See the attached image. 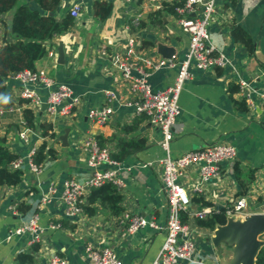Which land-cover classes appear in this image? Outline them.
<instances>
[{
	"label": "crops",
	"instance_id": "1",
	"mask_svg": "<svg viewBox=\"0 0 264 264\" xmlns=\"http://www.w3.org/2000/svg\"><path fill=\"white\" fill-rule=\"evenodd\" d=\"M95 1L61 0L54 12L58 18L71 13L75 4L80 5V11L74 16L71 28L45 40L46 47L53 49L55 55L47 53L36 62V67L46 69L54 82L28 83L46 97L59 82H64L80 95V100L71 115L55 120L56 135L46 138L56 155L48 156L39 172L32 171L25 163L24 177L18 184L0 185V264H22L17 260L22 251L33 252L35 256L33 262L24 264H50L53 254L60 255L68 264H94L88 257L89 244L111 246L124 264H152L165 239L163 228L145 226L134 232L128 229L130 215L146 216L160 225L166 222L167 196L158 162L164 150L161 128L125 105V101L134 98V93L129 81L114 65L113 55L135 34L143 53L163 56L157 47L161 41L173 46L181 58L188 49L190 35L183 30L180 17L173 13H165L162 24H149L137 30L130 27L133 18L146 17L149 11L162 7L164 0H104L112 6L104 19L95 13ZM20 2L38 6L34 0ZM200 13V8L192 12ZM12 16V11L3 14L8 24ZM232 24L243 26L253 36V54L242 40L234 37ZM1 28L0 45L5 34L4 27ZM209 29L211 41L228 56L229 62L209 69L193 68V76L180 95L181 113L173 126L171 152L178 156L218 140L236 146L235 158L220 163L219 174L206 184L203 192L192 189L198 176L197 166L186 168L181 177L190 197L186 221L192 229L197 255L210 264H232V246L229 248L223 242L219 250L211 241L214 230L197 225L194 212L206 202L214 209L229 207L240 194H245L248 201L245 215L264 212V104L260 98L264 88V0H217ZM6 35L9 39L16 38L10 31ZM176 73V67H161L151 73L149 80L154 88H164L175 80ZM241 78L251 85L250 99L240 90H229L230 83L239 84ZM6 84V92L0 94V135L6 136L13 151L24 155L31 144L38 146L44 137L40 130L34 129L29 140H24L19 134L22 129L19 111H1L6 109L4 100L23 103L20 80L11 75ZM106 89H112L117 98L110 119L99 124L89 118L88 111L108 103ZM243 97L248 109H237L234 99ZM36 119H48L46 108L41 106L37 110ZM67 128L70 129L68 144H63L60 136ZM90 134L108 145L112 153L120 150L123 139L143 138L144 142L119 159L120 175L125 183L121 188L124 195L121 213L111 214L100 207L94 215L84 212L76 218L67 217L62 198L64 181L71 176L84 179L91 173L87 152L81 146L83 137ZM235 163L242 167V178L247 182L245 193L240 192L242 183L234 173ZM251 172L253 177L249 179ZM51 186L54 190L50 199L43 202L42 197ZM36 214L44 227L38 241H32L29 231L9 237L11 229ZM57 220L62 221V226L52 227L51 223Z\"/></svg>",
	"mask_w": 264,
	"mask_h": 264
},
{
	"label": "built area",
	"instance_id": "2",
	"mask_svg": "<svg viewBox=\"0 0 264 264\" xmlns=\"http://www.w3.org/2000/svg\"><path fill=\"white\" fill-rule=\"evenodd\" d=\"M216 3L217 0H185L178 7V11L181 13L180 24L183 30L190 35L189 46L184 57L178 58L177 53L171 57L143 53L140 48V39L135 34H131L127 38L125 46L118 48L113 55L114 65L129 81L134 93V98L125 101V105L132 107L136 114L146 115L162 131L161 146L164 155L159 158L158 162L162 187L167 196L166 222L164 225H160L152 218L142 215H130L128 222V229L132 232L145 226L165 230V239L152 264H178L180 261L210 264L197 255V245L191 236V226L183 220L182 212L189 208L190 197L181 177L186 168L197 166L198 176L192 189L196 192H203L206 184L219 174L220 163L224 160L234 159L237 154L235 145L221 140L198 149H190L178 156H174L171 152L173 126L181 113L180 95L185 83L193 76V68L209 69L215 66H225L229 62L228 56L218 50L211 41L209 26L216 9ZM198 8L201 13L193 15L192 12ZM79 11L80 5L75 4L71 9V14L76 16ZM138 18L140 15L136 16V22ZM48 53L50 56L55 55L53 49L48 50ZM167 66L177 68L175 80L164 88H154L149 76L154 70ZM13 75L22 84L20 98H24L25 101L17 102L1 111H19L22 123L19 134L26 141L29 140L34 129L24 124L21 116L23 107L31 106L38 110L44 102H47V120L55 123L58 117L71 115L79 103L80 95H76L73 88L67 83L59 82L46 97L29 86L28 83L32 81H42L48 85L54 82V79L44 68L25 69ZM239 85L244 97L250 99L251 85L249 81L241 78ZM105 94L108 103L92 107L88 111L89 118L99 124H104L110 119L114 112L113 101L117 98V94L112 89H106ZM260 98L264 104V88L260 91ZM81 141V146L88 155V164L92 167L91 173L84 179L75 176L68 177L64 181L62 193L65 215L74 218L84 213L83 203L87 201V195L93 187L113 182L121 190L125 185L120 175L121 161L112 155L111 148L106 144H101L91 134L84 136ZM36 149L37 145L31 144L27 153L19 155L12 165L23 168L27 163L32 171L39 172L42 165H38L34 161ZM53 190L54 187L51 186L49 191L44 193L43 202L50 199ZM247 204L245 194L237 196L234 203L227 209L228 217H244ZM213 210L212 206L205 205L197 209L194 214L203 218ZM51 226L61 227L62 221H53ZM43 230L44 227L39 223V215L36 214L24 224L11 229L9 237L15 233L29 231L34 242L41 238ZM87 251L88 257L94 264H124L111 246L96 247L89 244ZM50 264H68V261L58 254H53Z\"/></svg>",
	"mask_w": 264,
	"mask_h": 264
},
{
	"label": "trees",
	"instance_id": "3",
	"mask_svg": "<svg viewBox=\"0 0 264 264\" xmlns=\"http://www.w3.org/2000/svg\"><path fill=\"white\" fill-rule=\"evenodd\" d=\"M38 6L32 7L27 3L17 4L18 0H0V26L4 27V40L0 45V94L6 92V80L11 75L25 69L35 70L36 62L48 53L45 40L52 38L54 35L68 30L74 24V16L71 13L58 18L55 11L60 5L61 0H34ZM185 0L163 1V6L148 12L146 17L138 18L137 22L133 18L130 21L132 29H141L149 24H162L165 13H173L181 17L178 11ZM111 4L104 0H96L94 2L95 13L99 18L104 19L111 11ZM14 8L11 23L8 24L3 14ZM232 33L236 39L242 40L250 53H254L255 42L253 36L241 25L231 26ZM10 31L16 35L15 39H9L7 32ZM229 90L237 92L240 85L230 83ZM25 99L22 98L21 102ZM237 109H248V102L243 97L234 99ZM13 101L4 100L3 105L7 109L13 105ZM21 116L24 124L32 129H38L44 137L42 143L37 146L34 154V161L38 165H42L48 156H55L56 150L50 146L47 136L54 137L56 135L55 125L53 122L45 120L38 121L37 110L31 106L22 108ZM6 136L0 135V185H14L22 181L25 170L22 167H14L12 163L19 157V153L13 151L6 142ZM102 144V141H99ZM144 142L143 138L123 139L121 148L112 155L117 159H121L132 147L141 146ZM242 167L239 163L234 164V173L237 179L242 183L241 193L246 192L247 182L242 178ZM252 172L249 179H252ZM124 195L120 188L113 182H106L100 186L93 187L87 195V201L83 203L84 212L88 215H94L101 208L106 209L111 214H119L123 210L122 201ZM204 204H209L208 202ZM228 207L214 209L208 216L196 218V224L210 231L215 230L218 224H224L228 220ZM187 211L182 212L183 220L186 221ZM38 246L36 245V248ZM35 249V248H34ZM19 263H31L35 260L33 252L22 251L17 255ZM256 264H264V245L260 249Z\"/></svg>",
	"mask_w": 264,
	"mask_h": 264
},
{
	"label": "water",
	"instance_id": "4",
	"mask_svg": "<svg viewBox=\"0 0 264 264\" xmlns=\"http://www.w3.org/2000/svg\"><path fill=\"white\" fill-rule=\"evenodd\" d=\"M158 51L165 57L176 53L175 48L164 42H157ZM63 54L62 48L60 49ZM47 102L42 104L45 109ZM69 128L60 138L63 144H68ZM264 212H253L244 217H228L224 224H218L211 236V241L220 250L221 243L232 246V264H256L257 255L264 245Z\"/></svg>",
	"mask_w": 264,
	"mask_h": 264
},
{
	"label": "rangeland",
	"instance_id": "5",
	"mask_svg": "<svg viewBox=\"0 0 264 264\" xmlns=\"http://www.w3.org/2000/svg\"><path fill=\"white\" fill-rule=\"evenodd\" d=\"M17 4H21V2H20V0H18V3ZM10 11H14V8L13 9H11ZM262 237H264V234L262 235ZM223 243V242H222ZM227 244V243H226ZM229 248H230V245H229ZM233 251V250H232ZM232 262V261H231Z\"/></svg>",
	"mask_w": 264,
	"mask_h": 264
}]
</instances>
